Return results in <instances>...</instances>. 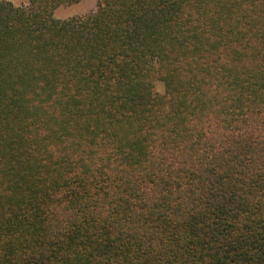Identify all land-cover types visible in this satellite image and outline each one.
Returning a JSON list of instances; mask_svg holds the SVG:
<instances>
[{"label": "trees", "instance_id": "1", "mask_svg": "<svg viewBox=\"0 0 264 264\" xmlns=\"http://www.w3.org/2000/svg\"><path fill=\"white\" fill-rule=\"evenodd\" d=\"M80 1L0 0V264H264V0Z\"/></svg>", "mask_w": 264, "mask_h": 264}, {"label": "rangeland", "instance_id": "2", "mask_svg": "<svg viewBox=\"0 0 264 264\" xmlns=\"http://www.w3.org/2000/svg\"><path fill=\"white\" fill-rule=\"evenodd\" d=\"M13 2L15 5L20 6L27 4L29 0H7ZM100 0H81L77 4L72 5H62L56 12L55 17L57 19H69L72 17H84L97 10V6ZM155 91L158 94L164 93V84L162 82H157L155 85Z\"/></svg>", "mask_w": 264, "mask_h": 264}]
</instances>
